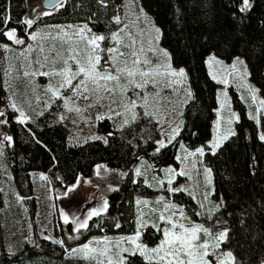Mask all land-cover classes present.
I'll return each mask as SVG.
<instances>
[{
	"label": "trees",
	"instance_id": "obj_1",
	"mask_svg": "<svg viewBox=\"0 0 264 264\" xmlns=\"http://www.w3.org/2000/svg\"><path fill=\"white\" fill-rule=\"evenodd\" d=\"M76 1L67 2L63 9L53 12L52 15L37 18L36 23L28 28L22 23L29 11L28 0H10V27L17 26L18 33L27 37L37 25L88 21L96 30L103 31L104 23L112 18L110 5L122 2L109 0L108 6L101 8L98 0ZM239 2L240 0H141L143 7L165 30V38L161 43L172 53L173 64L183 66L189 71L193 98L185 107V126L177 139L191 150L211 138L213 121L217 114L215 109L218 107V84L208 72L205 49L215 51L218 56L227 60L234 55L244 56L252 73V81L264 95V24L261 23L264 21V0H255L256 6L243 23H239L231 15L236 11L232 5ZM8 3L9 0H0V13ZM177 8L180 9L179 12ZM237 15L240 13L237 12ZM4 31L0 27V33ZM205 36L210 38L208 43L203 39ZM0 40L9 42L2 34ZM6 97L5 88L0 81V103H5ZM234 99L235 106L240 111L236 135L224 144L216 156L206 152L205 159L214 172V197L218 199L223 193L229 212L238 213L243 209L247 213L244 217L247 231H243L237 223L238 217H225L235 227L238 244L235 253L238 259L244 264H259L264 259V208H261V202H264V142L256 137L258 126L247 115L244 104L235 94ZM13 115L16 113L10 111L7 129L14 142L7 149V157L13 179L23 191L30 190V174L35 171L47 173L54 187L63 190L75 183L78 176L92 175L96 165L100 163H107L111 168L127 175L120 188L109 195L108 214L95 218L88 229L75 235L76 238L70 242L65 237L68 248L52 240L39 238L36 243L27 244L15 255L3 252L0 255V264H94V261L85 257L70 254L69 248L77 247L96 236H125L134 232L136 197L144 191L150 192L141 182L136 183L134 180V167L140 161L138 157L148 159L156 168L177 165L175 157L178 143L173 142L163 157H154L152 148L144 144L141 136L135 135L131 139L126 130L116 131L109 120L100 124V128L106 133L114 132V136L109 138V145L100 140L77 144L70 142L66 124L60 121L51 123L49 114L39 117L36 122L26 124L14 120ZM28 129L35 133V137ZM253 158L255 175L250 170ZM179 196L185 200L177 198L182 204L189 205L192 202L185 193L177 194L175 199ZM2 201L0 190V204ZM116 223L120 224L119 228L115 227ZM64 235H67L66 231L63 232V238ZM158 238L146 234L143 242L152 245ZM137 264L148 262L141 258Z\"/></svg>",
	"mask_w": 264,
	"mask_h": 264
},
{
	"label": "snow or ice",
	"instance_id": "obj_2",
	"mask_svg": "<svg viewBox=\"0 0 264 264\" xmlns=\"http://www.w3.org/2000/svg\"><path fill=\"white\" fill-rule=\"evenodd\" d=\"M108 2L109 0H98L101 8H106ZM66 3L67 0H49V7L52 11L40 13L37 12V8H33L32 11L37 16L52 15L53 11L63 9ZM232 6L236 11H233L231 15L239 23H243L247 15L256 6V2L255 0H240L239 3L233 4ZM179 11L180 9L177 8V12ZM139 12L143 16L144 23L149 26L146 41L144 39V29L139 30V36L141 37L139 48H137L136 36L129 30V25L123 22L119 14V8L117 7L118 14L111 18L112 22L120 26L116 30L109 31L105 34L103 32H93L88 23L80 26H68L69 28L75 29V31L69 34L62 29L64 36L70 42V46L67 49V56L62 61L63 67H52L50 71L43 72L34 70L31 73L25 70L22 72V75L28 77L30 75L42 74L46 77H59L55 84L49 83L48 85L53 99L57 97L63 98L60 89L66 88H70L78 98L82 96L85 101L95 97L97 103L104 99L103 96L98 94L99 91L102 90L109 97L119 92L121 96L120 101L117 102L110 99V103L107 106V112L110 113L107 118L113 120L116 131H121L126 126L132 125L141 115L149 118L151 121L155 113L149 112L148 108L149 100L154 94L147 91L149 85L157 86L163 83L177 93L183 92L186 97L184 103H188V100L192 99L193 96L189 83L188 69L183 66L176 67L173 65L172 53L167 48L160 46V41L165 38V30L157 26L148 17V14L144 12L142 6L139 8ZM237 12L240 15H237ZM139 19L140 17L138 16L137 20ZM22 23L28 28H31L36 23V19L26 18ZM261 23L264 24V21H261ZM11 24L12 17L10 14L9 0L3 12L0 13V27L5 29L0 34L10 40H14L16 44H24L25 40L17 35V26L10 27ZM28 34L32 41L37 42L35 46L37 51L43 54L45 51L43 41L47 37H50L51 33L42 35L39 29H37ZM240 35L243 37L242 32ZM203 39L206 43L210 41V38L207 36ZM80 42L84 43L83 48L71 46V44L79 45ZM145 43L147 44V49H145ZM3 47L9 49L10 45L4 44ZM33 47L34 45L29 43L27 45V51L31 52ZM205 51H207L205 62L211 70L213 80H218L224 85H227L229 84V78L235 76L243 81V86L247 88L252 101H258L256 114L253 115L249 112L248 115L259 125L261 123L260 110L264 109V99L258 100L257 94L260 89L249 82L248 78L252 76V73L249 70L248 61L242 58L241 55H234L230 56L231 63L226 64L215 51L209 49H205ZM147 53H151L153 58H149ZM41 59L47 60L48 57L41 55L33 62L39 69H44L45 65L40 62ZM53 64H55L54 60ZM74 80L77 81L75 85H73ZM129 92L132 93V96L128 95ZM141 92H143L142 96L140 94ZM224 97V100L221 101L220 108L215 109L217 113L228 106L226 92L224 93ZM63 99L65 100V105H67L69 98ZM112 104H115L116 107L113 108L111 106ZM138 105L143 106L142 113L137 111ZM48 106L51 107V104ZM92 106V104L88 105V107ZM9 107L19 113V115H13L12 117L19 123L26 124L32 119L23 108L18 107L15 100L9 97V103L5 105V108L0 109V125L7 126L9 124V120L7 119ZM76 110L80 111L79 108ZM105 118L104 113H97L96 115L97 120H104ZM60 119H64V117L61 115ZM117 120H119V123H116ZM239 120L240 115L231 111L229 108L226 121L227 127L222 130L221 120L217 119L214 122L215 128L212 137L205 140L199 146H195L194 150H189L188 147L177 139L182 133L185 122L183 120L176 121L166 116L163 121L157 120L156 122V136L159 138L150 135L147 139H144V144L152 148L154 157H163L166 155L168 147L173 145L174 141L180 144V147L184 149L187 156L204 157L206 152L212 156H216L222 150L224 144L236 135L232 124L234 121ZM28 131L31 133V129H28ZM31 134L35 137V133ZM193 134L195 135V133ZM3 135L7 141L11 142L13 140L11 135L7 133H3ZM255 135L259 141L264 142V129L258 130ZM113 136L114 132H107L105 135H94L91 139L100 140L103 144L109 145V138ZM37 142L42 143L41 141ZM129 145L132 146L131 141H129ZM44 147L47 146L45 145ZM135 147L140 146L135 145ZM53 159L55 160V157ZM138 159L142 163L141 166L134 168V174L136 177H145L143 183L149 184L146 173L148 168L152 166L149 165L148 168H144L142 171L144 161L142 157H138ZM175 159L180 160L181 157L177 155ZM96 167L99 169L101 166L96 165ZM250 170L255 175V158H253V165L250 166ZM161 171L164 173V178L156 175L152 177L157 187L172 194L187 191L178 182L176 186H173V182L178 176L188 175V172L184 168L177 170L172 165H166ZM121 174L127 175V173ZM203 174L205 191L202 196L203 200H209V194L216 192L213 168L205 164L203 166ZM41 176L43 177L44 174L41 173ZM79 183L80 178L78 176L75 183L67 186V190L63 195L68 196L78 187ZM151 203L146 199L138 198L136 200L137 205H150ZM196 203L200 210L194 211L193 214L197 217H206V222L192 220L187 214L184 205L177 204L171 198L160 195L155 200L156 207H150L147 212L138 209L135 218L136 228L132 234L120 236L115 241L104 236L93 246V241L97 240L94 237L92 241L69 248V253L72 255L82 254L90 261H94V264H137L141 258L143 261L148 262V264H244L243 261L238 259L235 253V247L238 246L235 227L225 217H238L237 223L243 231H247L244 219L247 214L246 211L241 209L238 213L229 212V205L223 193L219 195L217 201H209V206L207 207L201 200H197ZM108 208L109 203L105 199L102 207H91L87 209L82 219L76 215L70 217L69 213L64 212L63 209H61V213L66 224L71 219L75 225L74 231L79 234L81 230L89 228V221L93 217H99ZM261 208H264V202H261ZM115 227L119 228L120 224L116 223ZM149 229L152 231H149ZM146 234L149 236H158V241L154 242L151 246L143 242V237ZM75 238L72 235L68 236L69 240ZM46 239L67 247L63 238H56L49 235ZM9 254L15 255L11 248H9ZM259 264H264V259H261Z\"/></svg>",
	"mask_w": 264,
	"mask_h": 264
},
{
	"label": "rangeland",
	"instance_id": "obj_3",
	"mask_svg": "<svg viewBox=\"0 0 264 264\" xmlns=\"http://www.w3.org/2000/svg\"><path fill=\"white\" fill-rule=\"evenodd\" d=\"M69 1L71 0H67V2ZM28 2L29 11L26 18L37 19L41 16H45H37L36 13L32 11L33 8H37V12L40 13L52 11L51 8L44 6V0H28ZM76 2H81V0H77ZM141 6L143 7L141 0H122L120 3L110 5L109 9L112 13V16H114L118 14L117 7L119 8V14L122 17L123 22L129 25V30L137 38V48H139V41L141 39L139 36V30L144 29V39L146 41L149 27L144 23L143 16L139 12V8ZM143 10L148 14V17L157 26H159L156 23L154 17L144 7ZM138 16L140 17L139 20H137ZM84 23H88L89 27L92 28V31L96 33L103 32L107 34L109 31H114L117 27H120L112 22V20L104 23L105 25L103 31L96 30L92 23L88 21L37 25L36 27H33L34 29L32 31L39 29L42 35L51 33V36L47 37L43 41V47L45 49L43 54H40L37 51L35 47L37 42L32 41L29 34L26 37L17 31V35L25 40V43L22 45L16 44L14 40L10 39L9 42L0 40V81L7 94L5 103H0V109L5 108V105L9 103V97H11L13 100H15L18 107L23 108L26 113L32 117V119L28 122H36L39 117L49 114L51 123L60 121L66 124L68 127L70 142L77 144H82L85 143V141L93 140L91 137L94 135H105L106 132L100 128L101 122L105 120H109L115 129L113 120L107 118V116L110 115V113L107 112V106L110 103V99L117 102L120 101L121 96L119 92L114 94L112 97H109L101 90L98 94L103 96L104 99L97 103L95 97L85 101L82 96L78 98L70 88L60 89L62 97L69 98L68 104L65 105V100L63 98L57 97L53 99L51 92L48 89L49 83L55 84L59 77H46L42 74L25 77L22 75V72L25 70L29 71L30 73L34 70L43 72L50 71L52 67H63L62 61L64 58H66L67 49L70 46V42L68 41L67 37L64 36L63 31H67L69 34H71L73 31H75V29L69 28L68 26H80ZM125 42L127 43V41ZM29 43L34 45L31 52L27 51V45ZM4 44H9L10 48L5 49L3 47ZM71 46L83 48L84 43L80 42L79 45L71 44ZM160 46L165 48L161 41ZM145 49H147L146 43ZM41 55L48 57L47 60L41 59L40 61L45 65L44 69H39L38 66L33 62L38 56ZM147 55L149 58H153L151 53H147ZM220 58L223 59L226 64L231 63V59L227 60L222 57ZM242 58L245 59L244 56H242ZM53 60L55 61V64H53ZM207 68L212 78L211 70L209 69L208 65ZM248 79L250 83L259 88V86L252 81L251 77ZM214 81H216L218 84L217 108H220L221 101L225 98V92L227 93L228 97V106L221 109V111L216 114V117L213 121L212 135L215 128L214 122L217 119L221 120L222 130L227 127L226 121L229 114V108L231 111L240 115L239 109H237L235 106L236 102L234 99V94L238 96L242 104H244L247 115L249 112L255 115L256 108L258 107V101H252L250 95L248 94L247 88L243 86V81L239 80V78L235 76L230 77L229 84L227 85H224L218 80ZM76 83L77 81L74 80L73 85ZM89 87H91V85H89ZM147 91L154 94L149 100L148 111L154 112L155 115L151 118V121L149 118L141 115L139 119L132 125L126 126L123 130L127 131L126 133L131 139L135 138V135L143 137V140L147 139V137L150 135L156 136V122L157 120L163 121L166 116L176 121L183 120L185 107L192 100H188V103L185 104L184 100L186 97L183 92L177 93L172 88L167 87L163 83L157 86L149 85ZM140 94L142 96L143 92ZM128 95L132 96V93L129 92ZM257 96L258 100L264 99L261 89ZM49 104H51V107L48 106ZM89 104H92L93 106L88 107ZM111 106L113 108L116 107L115 104H112ZM77 108H79L80 111H77ZM10 111H14L16 115H19L18 112L9 107L7 119L9 117ZM137 111L142 113L143 106L138 105ZM260 111L261 123L259 125L257 124L258 130L264 129V109H261ZM41 113H43V115H41ZM97 113H104L106 118L104 120H97ZM180 113H182V115H180ZM61 115L64 117V119H60ZM237 122L238 121H234L232 124L235 133ZM116 123H119V120H117ZM3 133L11 135L7 129V126L0 125V190L3 197V201L0 204V255L3 252H9V248H11L14 253H20L27 244L32 245L36 243L39 238H46L49 235L56 238H63L64 231H66L67 235H64L63 239H65V237L68 238V236L71 234L72 236L78 235L74 231L75 225L71 219L67 224L64 222L61 209H63L64 212L69 213L70 217L76 215L82 219L87 209L91 207H102L103 201L105 199H107L109 203V195L112 192L118 190L122 181L126 178V175L121 174L125 172L113 169L107 163H100L98 165L101 167L99 169L95 167L92 175H80V183L78 187L68 196H64L63 193L67 189H56L47 173L35 171L30 174L31 188L28 192H25L22 190V188L16 185L13 179L10 164L8 162L7 149L13 144L14 139L11 142L5 140ZM156 138L159 137L156 136ZM182 143L186 146L184 142ZM177 155L181 157L180 160L176 159L177 165H170H172L177 170L184 168L188 172V175L178 176L177 179L174 180L173 186H176L178 182L179 185L185 187L187 191L182 193L188 195L192 199V202L188 203L189 205L182 204L178 199L183 201V197L179 196L175 199V196L177 194L180 195L181 193L172 194L164 191L162 188L157 187L152 177L153 175H156L164 178V173L161 171V169H163L165 166L156 168L148 159L143 158L144 163L142 166V171L144 168H148L149 165L152 166L148 168L146 173V178L149 180V184L143 183V179L145 177H136L135 174L134 180L136 183L141 182L142 185H144L147 189H150V192H142L141 194L137 195L136 200L138 198L146 199L152 203L150 205L136 204V216L138 209L147 212L150 207H156V198L160 195H164L171 198L173 202L184 205L187 214L192 220L197 222L207 221L206 217H197L193 214L194 211L200 210L196 203L197 200H201L206 207L209 206V201H217V199L214 197V193L209 194V200H203L202 194L205 191L203 166L205 164L208 165L205 156H187L184 149L180 147L179 143ZM141 163L142 162L140 160L135 167L141 166ZM41 173L44 174L43 177L41 176ZM107 214L108 209L105 212H102L100 216ZM95 218L97 217H93L89 221V226ZM83 231L85 230H81L80 233ZM104 236H107L112 241H115L122 235L96 236L95 238H97V240L93 241V246H95L97 241H99V239ZM93 238L94 237L89 239L87 242L92 241ZM68 241L70 242V240ZM68 247L69 246L67 245L66 248ZM74 256L84 257L82 254Z\"/></svg>",
	"mask_w": 264,
	"mask_h": 264
},
{
	"label": "water",
	"instance_id": "obj_4",
	"mask_svg": "<svg viewBox=\"0 0 264 264\" xmlns=\"http://www.w3.org/2000/svg\"><path fill=\"white\" fill-rule=\"evenodd\" d=\"M44 6L47 7V8H50L49 7V0H44Z\"/></svg>",
	"mask_w": 264,
	"mask_h": 264
}]
</instances>
